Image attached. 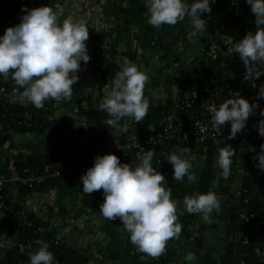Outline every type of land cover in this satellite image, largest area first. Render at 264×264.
Listing matches in <instances>:
<instances>
[{"label":"clouds","instance_id":"1","mask_svg":"<svg viewBox=\"0 0 264 264\" xmlns=\"http://www.w3.org/2000/svg\"><path fill=\"white\" fill-rule=\"evenodd\" d=\"M216 0H144L147 8V23L160 28L162 25H176L187 19L185 27L189 41L201 37L209 27L211 5ZM255 16V31H248L240 40L233 38L226 54H238L246 71L245 81H255L264 75V0H245ZM209 14L202 18V14ZM89 28L85 19L71 17L60 19L52 6L22 8L19 22L9 26L0 35V77L11 76L14 91L19 100L43 109L45 100L56 102L71 100L73 85L79 80L81 62L86 65L91 57L86 41ZM150 77L130 60L125 58L121 70L112 77V86L99 104L107 113L104 124L117 137L127 133L130 122H141L148 114L150 101L144 96V89ZM253 87H256L253 84ZM22 90V91H21ZM264 99V84L257 92V99L249 102L240 91H230L227 98L217 106L213 104L211 127L218 134H224V127L230 126L227 140L236 138L245 129L249 117L259 108ZM262 119L257 125L258 135L264 137V109L259 112ZM123 121V122H122ZM254 157L256 167L264 172V144ZM189 149L173 151L167 161L173 167L176 182L196 181L191 171L192 159L185 155ZM154 150L137 153L136 161L121 162L114 153L96 155L92 166L81 175L82 190L86 194L103 190L104 200L99 213L109 221L119 218L123 229L129 234L130 242L137 250L152 257H159L166 250L170 239H179L182 223L177 215V200L172 198L173 189L166 186L162 172L153 166ZM235 150L231 144L218 149L216 158L219 175L227 179L232 171ZM213 188L206 193L195 192L183 198L188 213L199 214L211 223L213 215L221 205ZM38 249L30 254L29 264H55L54 254L42 239H36ZM185 261L197 260L195 253L188 251Z\"/></svg>","mask_w":264,"mask_h":264},{"label":"trees","instance_id":"2","mask_svg":"<svg viewBox=\"0 0 264 264\" xmlns=\"http://www.w3.org/2000/svg\"><path fill=\"white\" fill-rule=\"evenodd\" d=\"M232 2H236L235 4ZM212 12L210 16L220 20L222 25V34L237 35L241 32L240 26L246 18L252 17L250 6L245 0H218L211 5ZM22 13V5L20 0H0V19H18ZM207 14V13H204ZM209 15V14H207ZM147 16V8L144 2L134 1L121 11L120 22L122 27L128 29L130 26L140 24ZM0 22V35L4 33ZM94 49L95 54L91 56L93 61L99 63L89 69L91 73L101 74L108 83H111L112 77L117 72V64L114 55L110 51L104 52L103 60L106 64L99 62V55L102 50ZM102 60V61H103ZM237 72H241L243 67L237 65ZM79 80L73 85V97L71 100H62L81 104L83 99L79 96L78 91L84 87V80L78 74ZM232 81V80H230ZM215 84L228 83V79L214 81ZM208 82L200 85L197 90L199 97L196 99H187L175 103V100H166L163 103L151 104L148 114L140 125L143 128L152 127L159 123L173 119L175 112L187 113L189 110L198 109L201 98L209 95L207 86ZM17 87L11 79V76L5 78L0 77V89H4L5 93H11V90ZM22 91V90H21ZM12 94V93H11ZM19 94H12L11 97ZM2 96L0 98V175L8 176V164L10 158L4 155V145L12 141L13 133H42L52 130L59 132H70L73 137L83 138L91 135V141L99 147H106L108 141L106 135L111 131L109 126L104 122L108 118L107 113L91 106L89 109H80L81 116H87L88 125L82 126L72 124L62 118L55 116L56 106L54 102L45 100L43 109L35 108L31 103L13 101L12 99ZM56 102V101H55ZM123 122V121H122ZM131 129H128V132ZM230 126L224 127V134H218L216 139H206L188 144L185 141L167 140L162 143L157 136L152 144H147V149H153L155 155L153 157V166L162 172L167 178L166 186L173 189L172 198L178 202L183 201L185 195H188L189 185L185 182H173V167L167 161L163 151L172 153L177 147L187 148L203 156V167L200 173L198 192L206 193L210 190L216 172L219 178L218 194L228 196L230 191V179H232V171L230 176L225 179L219 175L221 169L217 164L218 149L227 144H231L235 150L233 156V165L242 160V154L245 148L251 143V137L238 134L236 138L227 140ZM127 132V133H128ZM144 136L148 134L144 133ZM144 151L141 148H133L127 153L117 155L121 162H126L129 157L136 161L137 153ZM80 152L86 155H95L96 150L90 142L81 141L66 150H56L47 152H23L18 155L17 167L21 175L24 177H38L47 172L50 167L51 171L59 170L60 164L67 165L70 158L77 157ZM244 160V170L240 185V191L236 196V204H226L221 206L219 214L226 218L224 231V243L221 253L214 252L211 248L205 246L208 224L202 221L199 214L188 213L185 211L183 217L179 220L182 223V232L187 238H192L193 233L191 226H200V234L194 237L195 246L204 248L205 252L200 264H235L237 260H245L248 264H264V260L258 255L256 246L258 240L264 237V174L256 167V161L247 154ZM162 168V170H159ZM78 170L73 169L70 175H52L45 176L40 181L32 183H24L20 186L7 181L0 185V200L5 205L4 216L0 220L1 228L4 232H16L19 243H30L31 247L25 251H21L18 245L3 250L1 264H29L30 254L35 252L39 245L35 243L36 239H42L49 245V251L54 254L56 264H89L90 257L72 246H70L63 238L59 237L55 231L38 218L24 203L26 197L33 193H41L47 191L50 187L56 185H65L75 193L81 195L83 204L93 211H99V206L104 200L103 190L94 191L92 194H86L82 190V186L75 182ZM245 199L247 201H245ZM246 211L250 216L247 223H242L241 213ZM215 226H213L214 228ZM104 231L116 242L125 246L126 250L132 252L136 256L140 254L136 246L129 240V234L124 231L122 221L106 220L103 224ZM250 238L248 243L243 242L244 238ZM260 237V238H259ZM181 255L176 252L172 246H167L163 254L158 257V262L169 264L171 261L178 259Z\"/></svg>","mask_w":264,"mask_h":264},{"label":"crops","instance_id":"3","mask_svg":"<svg viewBox=\"0 0 264 264\" xmlns=\"http://www.w3.org/2000/svg\"><path fill=\"white\" fill-rule=\"evenodd\" d=\"M134 1L144 0H33L34 7L52 6L60 14L61 21L71 17L74 20L85 19L89 28L87 47L110 51L114 55L117 71L121 70L125 58L135 64L139 70L145 71L150 79L145 85L144 96L151 104L163 103L178 97L188 96L205 82L228 79L234 75V64L226 54L227 44L221 43L222 25L220 20L210 16L209 27L204 34L192 41L187 39V19L176 25H162L156 28L147 23V16L140 24L122 27L121 11ZM209 15L202 14V18ZM254 14H253V16ZM84 87L78 93L83 103L54 102L55 116L65 121L82 125L83 118L80 109L91 105L99 109L103 97L110 90L112 83H108L101 74L88 73L84 78ZM12 141L6 147L12 155L18 156L23 152H47L66 150L82 141L73 137L70 132L56 130L42 133H13ZM185 148H176L179 151ZM185 155L192 159V169L197 179L188 182V195L198 192L200 173L203 167V156L195 153L192 148ZM17 152V154H14ZM10 153V154H11ZM245 153V152H244ZM242 154L239 163L232 164V179L228 184V196L218 194L219 178L216 172L214 191L220 200V205H235L236 196L240 191L243 176V166L246 154ZM171 180L175 182L172 177ZM213 182L211 188H213ZM92 194V193H91ZM38 218L55 231L70 246L90 257L89 264H163L158 257H152L140 252L135 255L126 250L121 243H116L103 229V221L97 214L87 208L81 195L75 193L65 185L50 187L47 191L33 193L24 201ZM221 208V207H220ZM183 201L177 204V215L180 220L185 213ZM215 212L208 229L205 232V246L216 253H221L224 243L226 218ZM213 226H215L213 228ZM192 238H187L184 232L179 239H170L166 247L172 246L180 261L177 264H200L205 249L195 246L194 237L200 234V226H191ZM260 238V237H259ZM264 244V237L258 240V245ZM188 251L195 253L197 260L185 261ZM172 264V263H169Z\"/></svg>","mask_w":264,"mask_h":264},{"label":"built area","instance_id":"4","mask_svg":"<svg viewBox=\"0 0 264 264\" xmlns=\"http://www.w3.org/2000/svg\"><path fill=\"white\" fill-rule=\"evenodd\" d=\"M218 1V0H216ZM20 3L22 5V8L27 6V8H30L33 6V0H20ZM236 3V2H232ZM22 14V13H21ZM20 14V15H21ZM1 26L3 29H6L9 26H14L16 23L19 22L18 19H7L2 20L0 19ZM241 32L237 35H225L222 34L220 37V45L221 43L227 44L228 47L231 46V42L233 38L235 40H240L243 38L244 35L247 34L248 31H255L256 25H255V18L249 17L246 18L243 23L240 26ZM90 57L95 54L94 49L87 47ZM99 62L106 64V62L103 60L104 57V51L99 55ZM231 60H233L234 64V75L232 77H229L228 83L225 84H215V80L208 81L207 86L209 90V95H207L205 98H201V103L198 109H192L189 110L187 113H181V112H175L173 114V119H170L166 121L165 123H159L158 125H153L152 127L143 128L140 125V122H130L129 121V129H131L128 133L119 134L117 137L112 133V131L108 132L106 135V140L108 141V144L106 147H99L97 144L95 145L93 141H91V135H86L82 138V141L84 142H90L91 146L95 148L96 154L95 155H86L84 152H80V154L77 157H72L69 160V163L67 165L60 164L58 165L60 168L57 171H51L50 167L47 168V172L44 175H40L38 177L30 176V177H24L21 175V173L18 170V167L16 165L18 156L12 155L11 151L8 154L9 147L7 148L6 145L8 142L4 145V155L10 158L8 169L9 174L8 176H5L3 174L0 175V185H3L7 181H10L12 184L16 186H20L24 183H32L34 181H40L45 176H52V175H70L74 168L78 170L75 182L82 186V181L80 179L81 175L87 170L88 167L92 166L94 157L96 155H103L106 153H114L116 155L122 154L124 152L131 151L133 148H141L144 151L148 150L146 148L147 144H152L156 137H159L158 141H161L162 143H165L167 140H177V141H185L188 144L195 143L197 141L206 140V139H216L218 133H216L212 127H211V112L209 111L210 107L213 104H216L217 106L223 101L224 98H227L230 91H237L239 90L241 95L248 99L249 102H253L257 99V92L259 87L264 84V75H261L257 80L255 81H245L243 79V73L246 71L245 66L243 62L239 59L238 54H232L229 55ZM103 60V61H102ZM81 70L78 72V74L82 77V79L87 76L88 73H91L89 69L93 68L94 66L99 65L96 61H93L90 59V61L85 65L84 62H81ZM237 65H241L243 67V70L241 72H237L236 68ZM84 80V79H83ZM232 80V81H230ZM253 84L256 85V87H253ZM14 87L11 90L12 94H19V92H15ZM4 90V89H3ZM199 97L198 90H193L188 96H182L178 97L175 100V103H178L179 101H185L187 99H196ZM260 107L255 109V114L251 115L249 117L248 123L245 127V129L242 131V133L246 136L251 137V143L245 148V152L254 159V157L261 151V145L264 144V137H261L258 135L257 131V125L259 123V120L262 119L260 117L259 112L261 109H264V99H260L259 101ZM91 105H87L85 108L89 109ZM83 122L82 126L88 125V118L87 116H82ZM53 131V130H52ZM148 134L147 136H144L143 134ZM78 144V143H77ZM178 148V147H177ZM153 150V149H152ZM155 152V151H154ZM11 153V154H10ZM14 154H17V152H14ZM163 154L165 155V158H168L169 153L166 151H163ZM132 157H129L126 161V163H132ZM159 170H162V168H159ZM264 174V172H263ZM165 176V175H164ZM165 179L168 181V178L165 176ZM166 181V184H167ZM94 194H96L94 192ZM245 201H247L245 199ZM95 212V211H94ZM5 213V205L0 200V220L4 216ZM97 216H101L99 211L95 212ZM103 223L107 220L104 217H100ZM242 223H247L250 220V216L247 214L246 211H243L241 213ZM119 219V218H117ZM48 226V225H47ZM250 241V238L245 237L244 241L245 243H248ZM18 245L19 249L21 251H25L31 247L30 243H19L18 242V236L16 232H4L0 225V264H1V258L3 256V250L9 249L13 246ZM256 250L258 255L264 260V244L263 245H257ZM180 261V259H175L174 261H171L172 264H177ZM57 263V260H55V264ZM235 264H248L245 260L239 259Z\"/></svg>","mask_w":264,"mask_h":264},{"label":"water","instance_id":"5","mask_svg":"<svg viewBox=\"0 0 264 264\" xmlns=\"http://www.w3.org/2000/svg\"><path fill=\"white\" fill-rule=\"evenodd\" d=\"M2 96H5L7 98H10L12 96V94L11 93H5L2 89H0V98Z\"/></svg>","mask_w":264,"mask_h":264},{"label":"rangeland","instance_id":"6","mask_svg":"<svg viewBox=\"0 0 264 264\" xmlns=\"http://www.w3.org/2000/svg\"><path fill=\"white\" fill-rule=\"evenodd\" d=\"M231 61H233V60H231Z\"/></svg>","mask_w":264,"mask_h":264}]
</instances>
